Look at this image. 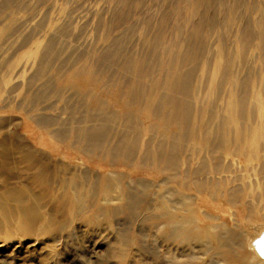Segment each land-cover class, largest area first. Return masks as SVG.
Wrapping results in <instances>:
<instances>
[{"label":"bare ground","instance_id":"1","mask_svg":"<svg viewBox=\"0 0 264 264\" xmlns=\"http://www.w3.org/2000/svg\"><path fill=\"white\" fill-rule=\"evenodd\" d=\"M6 1L14 4L13 0ZM145 1L112 0L107 23L100 15L97 25L81 28L79 32H89L90 49L93 42L104 46L93 53L77 52L79 44L76 49L69 43L65 46L57 35H71L74 28L70 21L74 16L59 25L49 39L51 43L48 40V45L42 48L37 69L24 84L27 89L13 88L16 97L21 98L16 109L28 113L57 143H64L90 163L112 167H133L135 162L143 167L155 165L158 172H169L165 180H177L184 173L187 183L192 175L218 171L222 152L242 154L248 162L263 159L264 19L254 21L262 25L257 32L251 29L250 21L241 29L236 56L239 54L244 63L246 46L254 35L258 36L262 53L260 69L252 67L241 75L240 64L236 67L235 62H230L222 67L213 56L203 58L211 30L219 24L231 30V21L236 20L240 12L237 8L244 0H234L227 6L224 12L227 21L224 15H211L223 0H191L186 5L192 9L188 15H184L186 8L181 6L188 0H161L160 14L149 16L141 30L138 25H130L109 41L110 33L139 10L138 2ZM138 31L139 36L133 41ZM55 66L62 81L57 85L55 75L50 73ZM226 87L228 94L222 95ZM66 92L70 94L64 96ZM49 98L54 102L41 107ZM60 101L63 105L59 107ZM51 105L59 111L35 112L52 109ZM12 107L5 111H13ZM64 113L68 114L66 118ZM18 122L0 116V237L14 231L24 234L51 231L58 228L54 217H59L64 209L72 213V208L76 211L84 207V199H91L86 203L90 216V211H96L94 199H110L112 181L107 173L87 166L74 167L52 150L33 146L22 134L9 130L19 126ZM232 140L237 143L235 149L230 148ZM260 143V151L255 150ZM195 157L202 160L200 167L180 170L184 161L190 163ZM207 160L212 161L210 167ZM261 171L264 172V161ZM246 177L239 176L243 183L230 192L229 199L242 197V191L248 187ZM204 183L197 185L204 188ZM121 195L130 199L126 206L103 208L104 215L133 209L137 199L128 185L122 188ZM259 229L263 231L264 226Z\"/></svg>","mask_w":264,"mask_h":264},{"label":"rangeland","instance_id":"2","mask_svg":"<svg viewBox=\"0 0 264 264\" xmlns=\"http://www.w3.org/2000/svg\"><path fill=\"white\" fill-rule=\"evenodd\" d=\"M111 1L13 0L12 4L0 0V5L3 6V9L0 6V30L3 29L0 35V87H4L0 91V110L4 109L0 111V116L19 121V126H12L9 130L22 134L33 146L52 150L53 154L63 156L74 167L100 169L107 173L112 181L108 196L110 199H94L96 211L94 214L90 211V216H87L89 209L86 203L91 199H84L85 205L82 209L75 211L72 208V213L64 209L59 217H54L58 223L56 229L33 234L17 231L3 233L0 237V264H264V229H259L264 226V172L261 171L264 158H254L248 162L242 154L222 152L218 171L192 175L187 179V183L184 182V173H181L177 180H165L169 172L160 173L155 165L143 167L135 162L134 169L125 165L112 167L90 163L82 158L83 155L73 152L64 143H57L49 131L38 126L28 113L16 109L15 106L21 98L16 97L17 91L13 88L18 86L17 88L21 87L22 90L27 89L25 85L37 69L42 48L48 45L47 41L55 34L59 25L71 20L70 16H74L70 21L74 28L71 35L61 36L56 32L60 39L64 40L65 46L69 43L70 47L75 45L76 49L79 44L76 51H84L87 54L104 47L101 42H93V49H90L92 45H89V32L84 34V31H79L83 27L97 25L100 15L107 23ZM162 1L138 2V5H141L139 10L134 12L126 23L110 33L109 41L119 36L130 25H138L141 30L140 26L145 25L149 16L160 14ZM190 1L181 5L186 8L187 13L184 15L190 14L192 10L188 9L190 6H186ZM243 2L242 6L237 8L240 12L236 20L231 21V30L221 24L211 30L206 40L208 49L203 58L207 60L206 57L213 56V59L220 60L222 67L230 65V62H235L236 67L240 64L238 68L241 75L252 67L258 71L262 57L257 35H254L246 46L248 51L244 63L239 54L236 56L240 49L238 40L241 29L250 21L251 29L257 32L262 25L254 21L257 18L261 21L264 19V0ZM231 3L233 4L234 0H223L211 15H224ZM253 3H256L257 7ZM139 32L134 34L133 41L139 36ZM168 33L169 31H166V35ZM167 38L171 41V35ZM70 47H66L67 50L72 49ZM213 62L215 63V60ZM50 73L56 77L54 85L62 82L58 79L56 66L51 68ZM37 85L38 82L34 87ZM226 88L222 90V95L228 94L229 89ZM69 94L70 92H66L64 96ZM53 102L54 99L49 98L40 106ZM58 103L59 107L63 105V101ZM11 106L13 111H5ZM51 106L52 109H39L35 112L55 114L59 111V108L55 107L56 104ZM213 111H216V108ZM67 116L68 114H63V118ZM233 140L230 148L235 149L237 143ZM261 142H264V139ZM261 146V143L255 146V150L260 151ZM207 161L210 167L212 161ZM201 164L202 160L195 157L190 163L184 161L180 170L190 167L196 169ZM241 174L247 176L245 179L248 187L242 191V197L229 199L230 192L243 183L240 181ZM202 181L205 182L204 188L197 185ZM249 181L253 183L249 184ZM125 185H128L135 194L134 199H137L133 209L104 215L103 208L119 209L126 206L130 199H123L121 195Z\"/></svg>","mask_w":264,"mask_h":264}]
</instances>
